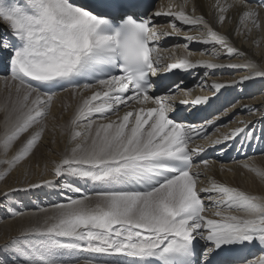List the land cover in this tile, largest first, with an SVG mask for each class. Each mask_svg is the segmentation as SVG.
<instances>
[{
  "label": "snow or ice",
  "instance_id": "obj_1",
  "mask_svg": "<svg viewBox=\"0 0 264 264\" xmlns=\"http://www.w3.org/2000/svg\"><path fill=\"white\" fill-rule=\"evenodd\" d=\"M188 3L183 0L176 11L170 4L167 10L153 12L148 0H25L23 6H6L0 0V19L10 30L0 34V69L10 66L15 90L14 98L10 91L0 103V152L7 156L26 137L11 159L0 163L12 168L35 155L60 92L77 101L69 123L70 147L53 163L54 179L12 191L82 193L80 181L97 189L40 209L42 214H34L0 246V264H264V256L249 259L245 254L257 245L264 251V197L215 180L210 187H198L201 173L192 171L193 158L205 149L190 144L207 135V129L174 115L172 95H157L152 79L160 71L158 41L180 31L176 22L204 31L203 39L185 40L218 46L214 59L220 51L228 58L248 55L234 46L232 34L247 36L264 28V0L245 8L231 33L216 26L227 23L235 4L216 0L212 18L206 19L195 15L194 0L187 11ZM160 16L172 18V31L156 26L154 19ZM191 55L166 68L225 67L192 62ZM226 67L251 70L234 84L264 77V67L251 61ZM229 86L210 85L217 93ZM202 103L210 105L211 100L205 96L194 101ZM122 107L126 110L121 116ZM113 115L116 119L110 118ZM240 124L223 136L225 148L241 134L245 139L253 135L245 122ZM56 128L54 124L53 134ZM200 165L207 169L208 161L201 159ZM243 167L264 180V170L247 163ZM205 198L215 207L210 216Z\"/></svg>",
  "mask_w": 264,
  "mask_h": 264
},
{
  "label": "bare ground",
  "instance_id": "obj_2",
  "mask_svg": "<svg viewBox=\"0 0 264 264\" xmlns=\"http://www.w3.org/2000/svg\"><path fill=\"white\" fill-rule=\"evenodd\" d=\"M25 1V0H24ZM242 0H220L223 5L235 4L236 7L230 8L228 15L229 20L221 28L217 25V29L222 32H232L236 27L239 14L242 13L245 8L258 7L259 0H249L248 4H243ZM216 0H194L196 6L195 15L199 16L204 14L206 19H211L214 10L213 5ZM183 3V0H161L152 9L167 10L169 5H172V10H179L178 6ZM15 2H11L9 6L14 5ZM193 7V0H189L187 4V11H191ZM262 23H264V8L260 9ZM171 17L160 16L154 19V23L160 29V31H172L169 21ZM180 31L177 34L164 37L161 36L158 41L159 56L161 58L160 71L155 77L162 72H170L166 65L172 62H178L180 58L186 56L189 52L192 55L189 59L192 62L197 61H211L225 67L217 69H205L203 67H197L187 70L190 72L187 76L180 77L179 80L170 86L166 87L163 82L160 81V89L158 92L154 91L157 95H172L173 114H179L181 110H185L186 119L188 121V115L190 114L191 107L186 108L198 97H211L215 94H219L220 98L216 105L218 108H224L220 116L224 119V127L217 129V139L222 141L221 144H215V141H198L193 144V147L201 146L209 153L215 152L221 145H223V136L233 129L240 127V122L243 121L248 125L247 132L255 134L257 137L264 138V77H255L250 81H246L243 85L239 83H233L239 81L240 77L247 74L249 70L245 69H232L226 67L229 63L243 64L246 60L259 64L264 67V28L260 30H253L247 36L236 37L232 34V42L235 47L242 52L248 53L243 57L233 56L228 58L222 51L218 58L214 59V52L218 51V46L213 49L211 45H205L199 42L186 41V36L198 37L200 39L205 38L204 31L198 28H189L188 26L180 25L176 22ZM8 25L0 19V34L7 35L9 33ZM254 54V55H253ZM173 71V70H171ZM207 73V75H205ZM11 75V74H10ZM10 75L3 77L0 76V103H3L8 97L11 91L12 96H15V90L13 82L10 80ZM154 77V78H155ZM213 83H223L230 85L227 88L221 89L220 92H215L210 85ZM178 86L173 87V86ZM187 89V90H186ZM90 92H85L84 95H90ZM186 101L187 103H181ZM196 104L193 105V107ZM202 105V104H200ZM77 101L71 98V94L67 92L59 93V96L55 99L50 115L47 120L48 130L45 132L42 143L34 150L35 155L30 158L21 161L15 167L9 168L8 165L0 163V246H3L10 237L16 236L19 229L24 224L28 223L30 219L34 218V214L40 213V209H49L52 203L63 202L68 196L78 197L82 194H94L97 190L90 182H79V186L82 188V193L65 192L60 196L51 195L45 196L44 192H51L53 189H33L30 193L23 191L14 192L13 189H23L27 187L30 182H39L41 180H52V167L54 162H58L63 154L65 148L70 147L68 144L70 137L69 123L74 115ZM192 107V108H193ZM121 108L120 115H123L125 111ZM55 117V119H53ZM4 119V113L0 112V119ZM111 119H116L113 115ZM211 121V120H207ZM3 124V123H2ZM57 125L55 134L52 132L53 125ZM204 126L207 128V124L196 125ZM4 126H0V133L3 132ZM245 136L241 134L240 139ZM26 137H22L14 148L4 156L0 152V161L5 159H11L16 151L24 143ZM55 140V143L52 141ZM228 146L225 151L228 150L231 143L227 142ZM225 147V146H224ZM221 157L216 156L213 161H208V168L205 169L203 165H200L199 169L194 167L193 172L200 171L201 176L198 183V187L207 188L210 187L211 181L215 180L218 183H223L230 187H236L239 190H243L251 195L258 197H264V180L257 176L254 172L244 168L243 165L255 167L260 170H264V154H257L248 156L245 159L232 160L230 162H222ZM7 172V175L5 174ZM71 179V178H69ZM64 181H61L63 183ZM54 191L59 192L57 188ZM5 193H10L6 196ZM205 197L207 194H204ZM205 205L208 207L207 215H211L215 211V207L212 202L205 198ZM23 213V215H20ZM242 215V213H233ZM203 244L204 241H201ZM258 251L259 257L264 256V251L261 250L259 245L252 246L250 249ZM6 259V257H3ZM256 259V258H253Z\"/></svg>",
  "mask_w": 264,
  "mask_h": 264
},
{
  "label": "rangeland",
  "instance_id": "obj_3",
  "mask_svg": "<svg viewBox=\"0 0 264 264\" xmlns=\"http://www.w3.org/2000/svg\"><path fill=\"white\" fill-rule=\"evenodd\" d=\"M158 2H159V1H158ZM158 2L155 4V6L158 4ZM241 2H242V1H241ZM155 6H154V7H155ZM2 123H3V119L1 118V119H0V126L3 125Z\"/></svg>",
  "mask_w": 264,
  "mask_h": 264
}]
</instances>
